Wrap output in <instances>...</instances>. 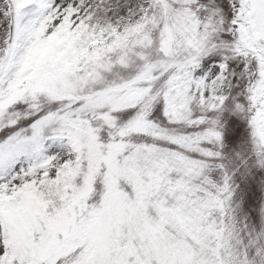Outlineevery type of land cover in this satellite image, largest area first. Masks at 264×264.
Masks as SVG:
<instances>
[{
	"label": "snow or ice",
	"instance_id": "1",
	"mask_svg": "<svg viewBox=\"0 0 264 264\" xmlns=\"http://www.w3.org/2000/svg\"><path fill=\"white\" fill-rule=\"evenodd\" d=\"M0 264H264V0H0Z\"/></svg>",
	"mask_w": 264,
	"mask_h": 264
},
{
	"label": "rangeland",
	"instance_id": "2",
	"mask_svg": "<svg viewBox=\"0 0 264 264\" xmlns=\"http://www.w3.org/2000/svg\"><path fill=\"white\" fill-rule=\"evenodd\" d=\"M48 144L51 145V147L49 148V151L50 152H55V151L60 150V144H59V142H48Z\"/></svg>",
	"mask_w": 264,
	"mask_h": 264
}]
</instances>
